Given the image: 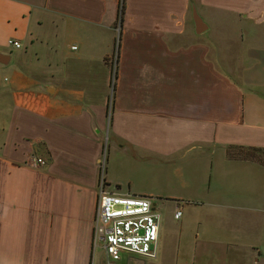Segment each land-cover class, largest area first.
Masks as SVG:
<instances>
[{
  "label": "crops",
  "instance_id": "0c3cea01",
  "mask_svg": "<svg viewBox=\"0 0 264 264\" xmlns=\"http://www.w3.org/2000/svg\"><path fill=\"white\" fill-rule=\"evenodd\" d=\"M0 54V264H104L101 176L223 209L264 264V0H0Z\"/></svg>",
  "mask_w": 264,
  "mask_h": 264
},
{
  "label": "rangeland",
  "instance_id": "374dc122",
  "mask_svg": "<svg viewBox=\"0 0 264 264\" xmlns=\"http://www.w3.org/2000/svg\"><path fill=\"white\" fill-rule=\"evenodd\" d=\"M116 56L117 52L112 57L113 66ZM125 189L128 192L127 186ZM154 202L162 213L157 258H144L139 264H252L251 260L258 258L252 251L258 246L254 235L238 231V222L230 223L223 209L191 203L182 208L183 217L176 220L175 202L157 198Z\"/></svg>",
  "mask_w": 264,
  "mask_h": 264
},
{
  "label": "built area",
  "instance_id": "2783aa9c",
  "mask_svg": "<svg viewBox=\"0 0 264 264\" xmlns=\"http://www.w3.org/2000/svg\"><path fill=\"white\" fill-rule=\"evenodd\" d=\"M8 44L15 48L21 47L14 40H9ZM36 163L45 165V161L39 158ZM182 215V210L178 208L174 218L179 220ZM160 223L161 214L153 209L150 198L108 192L104 177L101 176L93 220L92 246L94 254L100 248L104 250V264H121L122 253L156 259Z\"/></svg>",
  "mask_w": 264,
  "mask_h": 264
},
{
  "label": "water",
  "instance_id": "95a60500",
  "mask_svg": "<svg viewBox=\"0 0 264 264\" xmlns=\"http://www.w3.org/2000/svg\"><path fill=\"white\" fill-rule=\"evenodd\" d=\"M194 21L196 25V32L201 34L203 30L201 29V21L197 18L196 13L194 12ZM7 56L0 54V63H3Z\"/></svg>",
  "mask_w": 264,
  "mask_h": 264
},
{
  "label": "trees",
  "instance_id": "16d2710c",
  "mask_svg": "<svg viewBox=\"0 0 264 264\" xmlns=\"http://www.w3.org/2000/svg\"><path fill=\"white\" fill-rule=\"evenodd\" d=\"M257 154H259V156H261L262 155V151H258Z\"/></svg>",
  "mask_w": 264,
  "mask_h": 264
}]
</instances>
